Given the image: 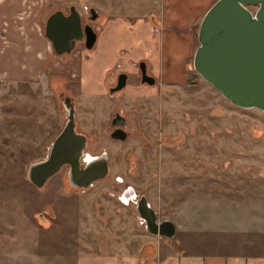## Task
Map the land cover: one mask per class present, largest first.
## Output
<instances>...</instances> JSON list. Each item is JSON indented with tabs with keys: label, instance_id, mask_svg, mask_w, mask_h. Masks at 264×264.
Returning <instances> with one entry per match:
<instances>
[{
	"label": "rangeland",
	"instance_id": "obj_1",
	"mask_svg": "<svg viewBox=\"0 0 264 264\" xmlns=\"http://www.w3.org/2000/svg\"><path fill=\"white\" fill-rule=\"evenodd\" d=\"M70 1L82 11L92 5L104 16L95 24L97 44L77 64L82 73H93L85 79L87 88H79L76 80L70 90L80 129L90 137L87 149L106 151L111 173L86 189L69 182L66 167L43 188L28 178L29 165L46 157L67 113L41 65L54 53L45 35L46 15L61 1L22 0L12 25L7 24L16 33L4 46L18 48L9 55L17 62L23 61L24 46H34L39 63L31 67L29 80L22 75L0 84V264H80L84 255L142 260L147 243L155 244L150 254L264 253V110L233 104L195 70L200 24L179 33L178 52L192 53L178 72L183 75L170 80L157 74L156 85H142L137 56L132 64L119 63L132 48L123 37L152 38L151 24L141 25L139 19L156 16L164 0ZM118 17L130 24L113 27L111 19ZM34 31L38 37L27 43L15 39ZM4 53L1 69L9 68ZM72 56L48 64L65 70ZM111 68L130 71L127 86L116 96L105 93ZM115 105L140 117V130L126 141L109 135ZM128 186L148 195L159 220L176 222L173 238L148 231L136 200L122 199Z\"/></svg>",
	"mask_w": 264,
	"mask_h": 264
},
{
	"label": "water",
	"instance_id": "obj_2",
	"mask_svg": "<svg viewBox=\"0 0 264 264\" xmlns=\"http://www.w3.org/2000/svg\"><path fill=\"white\" fill-rule=\"evenodd\" d=\"M75 12L66 16L58 10L48 20L46 34L59 53L66 50L59 47V42L70 44V39L76 37L71 31L81 29L80 13ZM64 18L67 21L72 18L66 28L59 23ZM89 28L87 45L91 48L97 33L92 26ZM198 39L200 44L193 61L196 71L233 104L264 110V0H216L201 20ZM72 47L70 45L67 50ZM140 66L142 81L154 84L156 79L147 74L146 62L142 61ZM126 78L127 74L120 75L116 88H122ZM112 135L125 138L121 128ZM87 142L86 134L76 130L75 109L71 107L67 122L46 157L29 165L28 178L36 186L44 187L65 164L70 165L69 180L76 187H88L93 181L105 177L109 169L105 154L87 166L81 164ZM137 208L151 233L166 237L175 235V223L170 219L159 221L146 195H142Z\"/></svg>",
	"mask_w": 264,
	"mask_h": 264
},
{
	"label": "crops",
	"instance_id": "obj_3",
	"mask_svg": "<svg viewBox=\"0 0 264 264\" xmlns=\"http://www.w3.org/2000/svg\"><path fill=\"white\" fill-rule=\"evenodd\" d=\"M216 0H164V7L160 11H157L156 19L160 20L162 26H169L163 32L153 34L152 38H144L141 40L136 34L131 37L125 36L123 39L127 41L129 46L135 49L136 56L146 57L155 74L165 75L170 80H177L175 75L178 72H183L182 67L188 60L192 53L183 57L177 50V44L180 43L181 39L179 33L183 30H190L200 24L205 12ZM22 0H0V84L4 80H20L23 75L24 79H30L34 76V73H30L31 67L38 58V52L34 46H24L21 49L23 61L17 62V60L9 56L11 52L18 53V48L13 45L4 46V43L10 42L9 38L14 36L16 32L9 27L7 24L12 25L14 14L18 12V6ZM140 24L145 25L147 22L143 19H139ZM143 21V22H142ZM6 24V25H5ZM113 27H120L123 24H130L127 18L118 17L112 18L111 23ZM149 24V23H148ZM140 25V26H141ZM6 26V27H5ZM13 32V33H12ZM193 35V32L190 31ZM18 38L23 42H29L34 36L38 37V33L34 31L28 36L16 34ZM13 39V40H15ZM130 48V47H129ZM5 51V65L9 66L7 69H1V55ZM157 52V53H156ZM139 53V54H138ZM12 55V54H11ZM139 55V56H138ZM49 56V55H48ZM19 60V58H17ZM48 59V58H47ZM44 59L41 63L42 67H52V65L46 63ZM79 65V64H78ZM100 66V65H99ZM79 67V66H78ZM44 72V70H43ZM179 76V77H180ZM1 88V87H0ZM257 218H259L257 216ZM256 248H252L255 250ZM257 249H259L257 247ZM260 250V249H259ZM154 257L148 261H141L138 256H100V255H84L79 259L80 264H264V253H217V254H178V253H167L163 254L162 251H154Z\"/></svg>",
	"mask_w": 264,
	"mask_h": 264
},
{
	"label": "flooded vegetation",
	"instance_id": "obj_4",
	"mask_svg": "<svg viewBox=\"0 0 264 264\" xmlns=\"http://www.w3.org/2000/svg\"><path fill=\"white\" fill-rule=\"evenodd\" d=\"M60 1L61 2L56 4L55 7L47 13L46 19H45V24H44L45 35L48 38L49 42L51 43V46H52L53 51H54L53 54H49V56H48L49 58H48V61H46V63L48 64L50 62V60H53L52 62L58 61L59 58L62 57V56L70 57V56L73 55L72 56L73 59L71 61L67 62L68 63L67 64V68H63L65 70H59V68H55V67H48V66L45 67L43 75H44V77L46 79V84L49 87L54 88V90H53L54 93H56L58 95L59 100L62 102V105L65 108V112L67 113V115H66L67 118L66 119H68V111H69V109L71 107H74V109H75L76 130H77V132H82V133L86 134L85 131L80 129L79 118H78V114H77L76 95L70 90V87H71L70 85H71L72 82L76 83V80H79V83H77L78 87L79 88H83V89L87 88L88 82H85V79L88 80L90 75L93 74V73L91 72V70L88 73L85 72V71L82 73L81 72L82 69L79 68L77 64H80L79 60L80 59L82 60V57L84 55L88 54V50L93 49L95 47V45L97 44V42H98V40L100 38V31L97 30L95 24L96 23H100L101 20L104 18V16H103L102 12L98 11L97 8L92 6V5L85 6L84 7V11H82L76 6L75 3L71 2L70 0H60ZM75 9L80 13L81 29L80 30H72L71 31V33L74 36H76V37H73V38L70 39V44H66L65 42H59V47L62 48V49H64V48L66 49L62 53H59L57 51V48H56L54 42L52 41V39L49 38L47 36V34H46V26L48 24V20H49L51 14L54 13L55 11L60 10V11H62L64 13V15L68 16V15H70L72 13V11H74V13H76ZM142 19L145 20L147 23L151 24L152 34L156 35V33L161 31L162 24H161L160 20L156 19V16H154L150 20H146L144 18H142ZM59 23H60L61 26L63 25L66 28L67 24L69 25V23H72V18H70L68 21H67V19L64 18V20H60ZM90 26H92L93 29L97 33V39H96L94 45L91 48L88 47V45H87L88 42H89L88 32L91 31L90 28H89ZM70 45H72L73 47L71 48L70 51H68L67 48ZM80 46L83 47L82 48L83 50L79 49ZM133 49H134L133 47L132 48H128V50L126 49L123 52V55L124 56L126 55L127 59L126 60H121V61H119V63L128 61V62H131V64H132L134 62L132 60L133 59L132 57L136 56V53H135V51L133 52ZM77 50L79 51V55L76 54ZM128 54H132V55L129 56ZM121 55H122V53H121ZM137 58H136L137 62H135V64L138 67V70L136 72V76H137V80H138L137 82L139 84H142V85H150V86L156 85L157 82H158L157 76H156L157 74H155L154 71L152 70L149 60L146 57H141V58L137 57ZM142 61L146 62L147 74L153 76L156 79L154 84H150L148 82H143L142 81L143 72H142V69H141V66H140V63ZM68 65L70 66V68H69ZM88 66H90V65H88ZM117 66H118V64H117ZM118 67L121 68V65L118 66ZM111 69H110L109 72H106V77L107 78L105 80V83H106V90L107 91L105 93L109 92L110 96H116V95L122 93L123 90L125 89V87L127 86L129 78H130V71L122 68V69H118L117 72L115 73L114 72L115 68H113L112 70ZM123 73L127 74L126 84L122 88H116L118 86V84H119L120 75H122ZM111 74H112V76H110ZM63 79H66V81L67 80H69V81L64 82ZM89 94H91V93H89ZM139 120H140V117H139V115H138V113L136 111H132V112L128 113V112H125L124 110H122L121 107H118L117 105H115L114 108L112 109V113H111V116L109 118V135H110V137L113 140H116V141H126L128 138L133 136L134 132L140 130ZM66 122H67V120L63 123V127L61 128L60 132L64 128ZM117 128H121L123 130V133H125V138H116V137H114L112 135ZM86 136L88 138V142H87V146L84 148V151H83V154H82V157H81V164L84 165V166H87V164L89 162H91L94 159H96L98 157H101L102 155L105 154L107 156L109 169H108V173H107V175L105 177L93 181V183L90 186H88V187H75V188H78V189H86V188L91 187L95 182L106 180L110 176V173H111L109 155L107 154V152L104 151V150L101 151L100 153H92V152L88 151L87 148L89 146L90 137L87 134H86ZM141 143H142V145H144L143 140H141ZM146 148L148 150H150V146L147 145ZM65 167L68 169V173H69V169H70V165L69 164L63 165V167L57 173H59ZM48 181H47V183H48ZM69 182H70V180H69ZM38 188H43V187H38ZM142 195H146L147 198H148V201L150 203V200H149V197H148L147 194L138 193L133 187L128 186L123 191L122 199L126 200L127 202H130L132 200H134V201L136 200L135 201L136 204H137L136 207H138V202L141 199ZM151 206L156 210V208L152 204H151ZM137 211H138V208H137ZM156 212H157V219H158V211L156 210ZM138 214H139V212H138ZM159 221H162V220H159ZM143 222H145V221L143 220ZM174 223L176 225V233H177L178 227H177L176 222H174ZM145 224H146V222H145ZM146 227H147V225H146ZM176 233H175V235H176ZM154 235H156V234H154ZM159 236H161V235H159ZM173 237H167V238H173ZM148 248H151V249L153 248V250H154L155 249V244L147 243L145 245V247L143 249L144 250L146 249L147 252L145 251L144 253H142V256H144V258L142 260L140 259L141 261H148L152 257L155 256L154 255V251L152 252V254H150L151 251L148 252Z\"/></svg>",
	"mask_w": 264,
	"mask_h": 264
}]
</instances>
